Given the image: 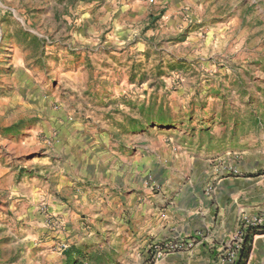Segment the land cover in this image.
I'll use <instances>...</instances> for the list:
<instances>
[{
    "label": "rangeland",
    "instance_id": "rangeland-1",
    "mask_svg": "<svg viewBox=\"0 0 264 264\" xmlns=\"http://www.w3.org/2000/svg\"><path fill=\"white\" fill-rule=\"evenodd\" d=\"M158 1L121 44H155L150 63L133 52L113 54L109 67L104 12L87 31L78 0H0V264L135 261L141 241L118 232L115 196L99 199L104 172H118L101 168L115 165L113 151L235 131L230 145L250 152L236 153L237 163L264 162V0H190L169 36L184 42L171 64L158 61L170 45L154 34L166 5ZM140 178L163 183L156 170Z\"/></svg>",
    "mask_w": 264,
    "mask_h": 264
},
{
    "label": "crops",
    "instance_id": "crops-1",
    "mask_svg": "<svg viewBox=\"0 0 264 264\" xmlns=\"http://www.w3.org/2000/svg\"><path fill=\"white\" fill-rule=\"evenodd\" d=\"M162 2L166 5L154 34L160 38L165 36L170 42L161 47L163 52L158 61L171 64L178 59L176 45L179 47L184 42H172L169 38H176L180 32L190 0ZM155 3L159 1L89 0L83 4L78 0L76 6L80 11L84 9L80 15L89 25L87 31H93L96 24L94 13L104 12L98 18L108 23L103 49L108 52H104V59L110 67L120 58L113 54L124 56L135 52L144 60V55H149L147 64L150 63L155 44L150 47L141 40L131 46L121 44H128V39L136 35L133 25L143 23L147 15L153 13L152 8H157ZM147 48L150 51H144ZM191 82L192 79H186L182 82L183 88L187 90ZM235 133L228 132L225 137L210 133L200 137L164 139L155 146L153 142L151 145L142 142L140 147L147 145L144 152L139 153L138 148L131 147L124 157L119 156L120 151H113L117 155L115 165L103 163L101 168L115 167L118 172L111 174L112 177L104 172L99 181V199L108 203L107 200L115 196V217L116 220L121 218L124 225L118 232L130 229L131 240L141 241L136 248L130 249L129 255L135 261H120V264L238 263L242 246L234 258L228 254L235 235L241 231L244 239L252 227L256 231L264 229V162L259 167L237 163V154L249 156L250 152L244 149L238 153L230 145V137ZM152 170L163 179L160 187H146L141 183L140 176ZM79 175L84 183L89 182V176ZM118 179L123 180L124 190L117 187L114 192L111 184ZM25 191H32V188L26 187ZM87 193L84 197L91 199ZM110 207L104 208L105 216ZM174 244L178 247L168 248ZM246 264H264V232L252 235Z\"/></svg>",
    "mask_w": 264,
    "mask_h": 264
},
{
    "label": "trees",
    "instance_id": "trees-1",
    "mask_svg": "<svg viewBox=\"0 0 264 264\" xmlns=\"http://www.w3.org/2000/svg\"><path fill=\"white\" fill-rule=\"evenodd\" d=\"M163 119H158V122L161 123ZM258 231L264 232V229H258L257 231L253 229L246 233L244 236V241L242 243V248L239 254L238 263L237 264H246L247 258L249 256L251 250V238L252 235Z\"/></svg>",
    "mask_w": 264,
    "mask_h": 264
},
{
    "label": "built area",
    "instance_id": "built-area-1",
    "mask_svg": "<svg viewBox=\"0 0 264 264\" xmlns=\"http://www.w3.org/2000/svg\"><path fill=\"white\" fill-rule=\"evenodd\" d=\"M243 241H244L243 233L239 231L233 238L232 243L228 248V254L231 256V258H234L235 255H237V253L239 252L242 246ZM177 247L178 245L174 244V245L169 246L168 248L172 249V248H177Z\"/></svg>",
    "mask_w": 264,
    "mask_h": 264
}]
</instances>
